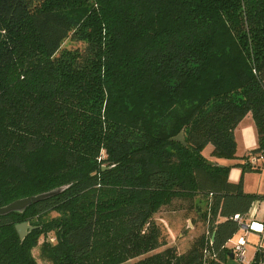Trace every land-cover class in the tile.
Instances as JSON below:
<instances>
[{"label": "trees", "instance_id": "16d2710c", "mask_svg": "<svg viewBox=\"0 0 264 264\" xmlns=\"http://www.w3.org/2000/svg\"><path fill=\"white\" fill-rule=\"evenodd\" d=\"M91 2L0 0V208L55 192L0 216V264H231L264 201L242 185L264 160V0ZM245 117L231 183L210 158H237ZM176 203L205 226L182 251L154 218Z\"/></svg>", "mask_w": 264, "mask_h": 264}, {"label": "crops", "instance_id": "0c3cea01", "mask_svg": "<svg viewBox=\"0 0 264 264\" xmlns=\"http://www.w3.org/2000/svg\"><path fill=\"white\" fill-rule=\"evenodd\" d=\"M235 140H236V159L235 160H223V159H214L210 158L212 162H217L221 166H229L230 170L228 173V181L231 183H237L241 178V170L236 165L242 164L239 158L245 156L250 150L256 147V135L253 123L250 117H245L237 126L234 131ZM240 151L241 154H238ZM210 152V151H209ZM208 152V154H209ZM208 156V155H207ZM261 169L259 172H245L242 175V185L243 191L249 194H258L264 195V175L261 173ZM263 175V179L260 178ZM250 179V183L247 184V180ZM245 224L248 225L251 221L255 224L264 225V201H257L252 204L249 213L244 217ZM248 221V223H247ZM264 227V226H263ZM243 235L242 231H238V233L233 237V239L228 243L229 247L233 245V243ZM247 236H250L253 239V245H256V249L264 250V232L259 234L255 232H247ZM254 253L247 259V262H251ZM238 262L234 260L231 264H237Z\"/></svg>", "mask_w": 264, "mask_h": 264}, {"label": "rangeland", "instance_id": "374dc122", "mask_svg": "<svg viewBox=\"0 0 264 264\" xmlns=\"http://www.w3.org/2000/svg\"><path fill=\"white\" fill-rule=\"evenodd\" d=\"M90 4L92 3L91 0H87ZM81 44H76L73 42L66 41L64 43V46L67 48H75L79 47ZM211 150L210 146H207L204 151L203 155L207 156L208 152ZM238 154H241L240 151H238ZM252 163V159H251ZM255 164V165H254ZM254 164L252 165L257 166L258 168H261V173L264 175V160H259L257 162L256 160L254 161ZM263 175H260L263 179ZM250 183V179L247 180V184ZM179 203L174 204L175 209L166 207L161 209L155 216V221L157 224H159L160 229L162 230V234L164 236L166 246H176L178 251H182L185 247L186 244L200 236L204 230L205 226L201 222H196V225L193 226L192 224L189 225V229H187V224L190 222L189 220H186V216H188V212L184 211L185 204H182V207H185L183 209H176ZM194 216L193 213H190ZM51 216H54L52 214ZM189 217H191L189 215ZM192 218V217H191ZM252 222V221H251ZM246 223V222H245ZM248 223V221H247ZM256 245H253V239L250 236H247V242L245 246L246 250V259H248L253 253H255ZM164 247L158 249V251L163 250ZM33 256L38 260V249L33 250ZM40 264H43L38 260ZM240 264V263H237Z\"/></svg>", "mask_w": 264, "mask_h": 264}, {"label": "water", "instance_id": "95a60500", "mask_svg": "<svg viewBox=\"0 0 264 264\" xmlns=\"http://www.w3.org/2000/svg\"><path fill=\"white\" fill-rule=\"evenodd\" d=\"M175 140L183 143V139H182V135L179 134L177 137L174 138ZM55 192H51L48 194H43V195H39V196H34V197H29V198H24V199H20V200H16L14 202H12L11 204L5 206V207H1L0 208V216H4L7 214H10L12 212H22L27 206H29L32 203L37 202L38 200L49 196V195H53ZM188 225H190L188 223ZM34 229V227L29 226L28 223L24 222V223H20L18 225L15 226V231L19 237L20 240H23L26 235L32 231ZM233 258V256L231 255V259Z\"/></svg>", "mask_w": 264, "mask_h": 264}, {"label": "built area", "instance_id": "2783aa9c", "mask_svg": "<svg viewBox=\"0 0 264 264\" xmlns=\"http://www.w3.org/2000/svg\"><path fill=\"white\" fill-rule=\"evenodd\" d=\"M255 159L252 158V163L254 164ZM234 219L237 220L239 223H241V219L238 216H234ZM240 230L243 232V235H241L232 245V253L236 259V261L240 264H249L246 259V235L247 232H255V233H263L264 227L262 224H255L253 222H250L248 225L245 223L240 225ZM264 264V262H262Z\"/></svg>", "mask_w": 264, "mask_h": 264}]
</instances>
